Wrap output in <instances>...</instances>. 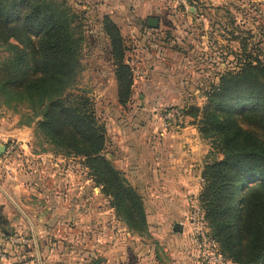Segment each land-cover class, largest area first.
Instances as JSON below:
<instances>
[{
	"label": "rangeland",
	"instance_id": "obj_1",
	"mask_svg": "<svg viewBox=\"0 0 264 264\" xmlns=\"http://www.w3.org/2000/svg\"><path fill=\"white\" fill-rule=\"evenodd\" d=\"M61 1L74 14L82 38L78 55L80 70L74 91L88 96L98 122L105 127L104 155L142 196L146 212V228L138 224L130 229L126 212L112 206L111 197L102 192V186L95 182L86 166L85 156L66 147L74 143L86 151L87 144L75 139L56 143L34 125L31 148L35 153H49L59 159L60 164H65L66 174L62 177L74 184L70 196L83 200L80 212L67 229L66 246H72L75 254L82 255V264H112V246L119 243L136 246L139 249L136 256L149 247L153 253L144 264H191L186 255L160 256L154 254V250L162 247L164 237L175 233L173 229L180 224L190 225L191 203L197 197L185 193L178 195L183 197L181 201L175 192L177 203L174 201V211L168 216L165 212L168 210L166 198L170 197L168 187L145 186L139 179L151 163L160 173L172 168L174 163H167L159 154L160 149L168 146L185 149L175 140L179 141L183 133L191 134L187 131L192 129L199 135L195 147L201 149L199 159L203 166L212 149L211 139L202 137L198 130L204 106L214 116L229 119V131L235 128L264 141L263 105H245L228 113L208 103V96L216 92L222 75L236 74L248 61L264 62V0H166L163 2L170 12L164 16V25L152 28L140 18L135 27L134 22L130 26L125 21L119 28L130 94L122 95V99L118 96L116 60L102 28L105 13L96 6L88 9L87 5L94 4L85 0ZM174 108L180 110L183 117H173L170 124L164 126L163 115ZM8 120L13 125L18 123L20 113L0 105V127ZM127 150L132 152L129 174L118 166V159ZM17 154L18 159L27 157V154ZM171 189L176 190V187ZM154 210H162L166 216L158 220L161 222L158 225L165 230L162 235H154L150 230V222L155 221L150 217ZM250 234V230L245 229L246 241H251ZM30 238L34 246L32 236ZM195 264L209 263L196 255Z\"/></svg>",
	"mask_w": 264,
	"mask_h": 264
},
{
	"label": "trees",
	"instance_id": "obj_2",
	"mask_svg": "<svg viewBox=\"0 0 264 264\" xmlns=\"http://www.w3.org/2000/svg\"><path fill=\"white\" fill-rule=\"evenodd\" d=\"M102 28L116 60L122 99L130 94L123 37L107 14ZM78 29L74 14L61 0H0V105L20 113L18 124L31 126L34 134L36 125L56 143H86V151L74 143L66 147L85 156L112 206L126 212L129 228L144 224L145 229L142 196L105 157V127L88 96L74 91L82 40ZM208 103L228 113L245 105L264 106V62L248 61L236 74L222 75ZM229 122L207 106L202 109L198 130L211 139L212 149L201 169L197 198L208 233L226 261L264 264V141L249 132L229 131ZM245 229L251 241L245 240ZM249 243L254 246H245Z\"/></svg>",
	"mask_w": 264,
	"mask_h": 264
},
{
	"label": "crops",
	"instance_id": "obj_3",
	"mask_svg": "<svg viewBox=\"0 0 264 264\" xmlns=\"http://www.w3.org/2000/svg\"><path fill=\"white\" fill-rule=\"evenodd\" d=\"M85 1L94 4L87 5L88 9L96 6L119 27L125 21L130 26L134 22L136 27L138 19L141 18L140 21L143 23V21L147 22V18L150 16L158 17V25L162 26L166 22L164 16H168L170 12L164 5L166 0ZM187 133L191 134L184 135L183 133L179 141L175 140L180 145L183 144L185 149H182L181 146H168L160 149L159 154L166 158L167 163H174L172 168H169L167 172L160 173L151 163L145 168L144 176L139 179L140 182H144L145 186L156 187L161 184L162 187H168L167 195L170 197L166 198L168 210L165 211L168 216H171L174 211L173 206L177 203L178 195L192 193V197H197L201 188L202 166L199 159L201 149L197 150L195 147L199 135L193 129L188 130ZM32 136L31 126L18 123L13 125L8 120L0 127V144L5 145L10 139L17 140L20 149L9 157L4 152L0 154V186L6 192L5 194L0 189V242L4 243L10 256V260L0 261V264H40L35 245L32 246L31 243V225L36 235L41 264H82L84 263L82 255L75 254L72 246H66V239L69 235L67 229L80 212L83 200L70 196L74 184L62 177L66 174L65 164H60L59 159L53 158L49 153L33 151L30 145ZM165 137L167 138V136ZM17 152L27 154V157L23 158L22 156L21 159H18ZM131 157L132 152L127 150L118 159L120 161L119 168L126 174H129L132 169L129 164ZM197 161L198 164H196ZM56 173H58L56 177H51ZM173 187H176V190L171 189ZM175 192H177V197ZM178 198L183 200V197ZM150 217L155 218V221L150 222L151 233L154 235L165 233V230L158 225L161 223L158 220L166 217L165 213L162 210H154ZM173 232L175 233H169L164 237L166 240L164 245L157 247L154 254L169 255L173 258H178L183 254L188 257L190 262L192 261L191 264H195L197 252L191 236L190 225L182 226L180 224L176 229H173ZM125 233L130 235L127 231ZM10 235L25 236L30 238V242L25 245L13 246L7 242ZM111 251L112 264H144L153 253L149 247H146L143 253L136 256V252H139L136 246H122L121 243L112 246ZM140 256H142L141 259Z\"/></svg>",
	"mask_w": 264,
	"mask_h": 264
},
{
	"label": "built area",
	"instance_id": "obj_4",
	"mask_svg": "<svg viewBox=\"0 0 264 264\" xmlns=\"http://www.w3.org/2000/svg\"><path fill=\"white\" fill-rule=\"evenodd\" d=\"M185 2V0H180ZM164 126H168L173 117L181 119L183 115L180 110L174 108L165 112L163 115ZM4 154L10 156L16 150H19L17 140H10L5 144ZM189 222L191 228V236L194 242L197 255L204 262L209 264H223L225 261L222 254L219 252L217 242L209 235L208 226L204 213L200 207L198 198H193L191 203V210L189 215ZM7 242L13 246L25 245L30 242V238L20 235H10ZM10 256L3 242H0V261H8Z\"/></svg>",
	"mask_w": 264,
	"mask_h": 264
},
{
	"label": "water",
	"instance_id": "obj_5",
	"mask_svg": "<svg viewBox=\"0 0 264 264\" xmlns=\"http://www.w3.org/2000/svg\"><path fill=\"white\" fill-rule=\"evenodd\" d=\"M158 22H159V19L156 16H150V17L147 18V24H148L149 27H152V28L157 27L158 26ZM5 148H6L5 145L0 144V154H2L5 151ZM0 189L6 194V192L2 189L1 186H0ZM31 227H32V239H33V243L35 245V249H36V252H37V256H38V259H39V263L41 264L39 252H38V249H37L36 236L34 234V229H33V226L32 225H31Z\"/></svg>",
	"mask_w": 264,
	"mask_h": 264
}]
</instances>
